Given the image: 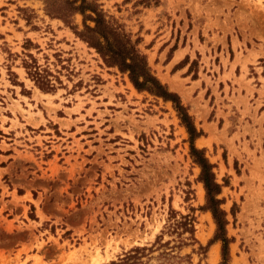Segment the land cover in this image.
Instances as JSON below:
<instances>
[{"label": "rangeland", "instance_id": "374dc122", "mask_svg": "<svg viewBox=\"0 0 264 264\" xmlns=\"http://www.w3.org/2000/svg\"><path fill=\"white\" fill-rule=\"evenodd\" d=\"M97 3L202 131L194 146L222 185L229 263L264 264V0ZM70 22L44 0H0V264H108L162 233L170 244L145 264H218L171 102L138 92L75 35L82 16ZM33 61L51 90L27 74ZM171 210L193 215L195 241L173 248Z\"/></svg>", "mask_w": 264, "mask_h": 264}, {"label": "trees", "instance_id": "16d2710c", "mask_svg": "<svg viewBox=\"0 0 264 264\" xmlns=\"http://www.w3.org/2000/svg\"><path fill=\"white\" fill-rule=\"evenodd\" d=\"M98 0H44L46 13L51 17H57L64 23L70 25V19L75 14H80L83 18V29L78 31L72 26L74 33L88 47L93 48L109 67H116L121 73L127 74L130 83L138 92L161 98L165 102H171L176 111L180 123L186 129L190 144V156L194 164L199 168L198 181L202 184L205 193V204L203 210L210 212L215 224V233L208 245L215 241L221 242V260L218 264L229 263V243L227 237L226 219L227 213L221 208L223 200L219 198L222 192V185L216 181L213 173V165L209 163L202 149L194 146V141L202 135V131L197 130L187 108L182 104L176 93L170 92L166 85L154 75L148 65L145 55L138 49L139 40H133L130 33L116 23L109 21L105 13L100 9ZM91 22L93 25H88ZM27 74L34 80L36 85L44 90H51L53 85L48 79L50 73L41 70L35 63L25 65ZM166 225L167 233L176 234L179 237V244L173 248H178L185 244V240L194 239V217L193 215H180L172 211ZM184 234L188 237L182 238ZM162 235L156 237L151 247H134L121 256L116 261L108 264H145L144 257L152 253L154 247L168 246L169 242L162 243ZM202 248V247H200ZM172 249V247H171ZM173 251V250H170ZM168 259L174 256L164 252Z\"/></svg>", "mask_w": 264, "mask_h": 264}, {"label": "bare ground", "instance_id": "6f19581e", "mask_svg": "<svg viewBox=\"0 0 264 264\" xmlns=\"http://www.w3.org/2000/svg\"><path fill=\"white\" fill-rule=\"evenodd\" d=\"M201 193H202V191H201ZM202 195V194H201ZM209 217V216H208ZM215 261V260H214ZM217 261V260H216ZM94 262H96V261H94Z\"/></svg>", "mask_w": 264, "mask_h": 264}]
</instances>
